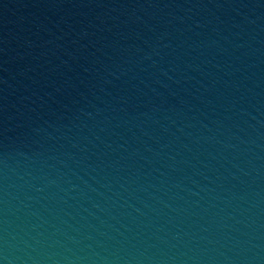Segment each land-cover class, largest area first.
Wrapping results in <instances>:
<instances>
[{
    "label": "water",
    "instance_id": "1",
    "mask_svg": "<svg viewBox=\"0 0 264 264\" xmlns=\"http://www.w3.org/2000/svg\"><path fill=\"white\" fill-rule=\"evenodd\" d=\"M0 264H264V0H0Z\"/></svg>",
    "mask_w": 264,
    "mask_h": 264
}]
</instances>
